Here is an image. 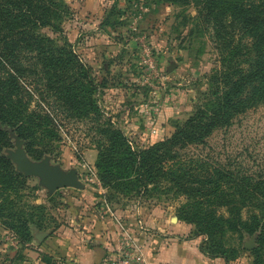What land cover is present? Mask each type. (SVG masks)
<instances>
[{"label": "trees", "instance_id": "16d2710c", "mask_svg": "<svg viewBox=\"0 0 264 264\" xmlns=\"http://www.w3.org/2000/svg\"><path fill=\"white\" fill-rule=\"evenodd\" d=\"M126 1L196 7L189 18L203 19L222 40L212 86L170 136L136 150L98 103L96 95L108 79L92 72L64 34L71 6L64 0H0V224L25 240L32 239L31 224L42 229L43 214L38 218L36 213L43 208L25 203L20 193L28 177L2 154L12 138L42 159L59 151L69 123H84L97 150L95 167L110 190L129 195L172 181L187 197L179 217L205 235L203 252L229 262L235 249L226 247L228 234L241 239L256 234V245L242 250L254 264H264V178L222 169L200 176L170 164L177 147L203 141L215 128L229 126L236 114L264 102V0ZM115 11L112 6L109 12ZM110 14L103 25L115 24Z\"/></svg>", "mask_w": 264, "mask_h": 264}, {"label": "rangeland", "instance_id": "374dc122", "mask_svg": "<svg viewBox=\"0 0 264 264\" xmlns=\"http://www.w3.org/2000/svg\"><path fill=\"white\" fill-rule=\"evenodd\" d=\"M64 1L72 8L71 16L62 25L67 40L99 79H108L107 87L96 95L104 116L111 118L136 150L170 136L175 123L194 112L204 92L212 86L215 70L220 68L222 40L212 26L201 18L197 22L189 18L196 15L193 5ZM112 6L120 12L110 14ZM108 13L109 21L115 24L103 25ZM87 133L84 123H69L61 133L59 151L47 155L52 165L65 171L76 170L80 188L49 193L39 177L30 176L20 190L25 203L43 208L36 213L38 218L43 214L39 220L42 229L31 224V232H49L53 236L61 229L73 228L74 235L84 232L89 238L93 235L92 238L108 240L112 234L108 237L107 233L112 231L119 241L126 228L147 247L165 233L180 241L192 240L200 254L210 259L222 258L203 252L200 246L206 247L205 235L194 223L179 217L178 209L187 197L179 192L176 183L164 180L156 186L149 184V192L129 195L110 190L95 167L97 150ZM12 143L2 152L7 158L18 149L14 137ZM175 151L170 164L200 176L222 169L263 179L264 102L236 114L229 126L215 128L203 141ZM27 155L32 161L40 160ZM245 213L248 214L246 210ZM33 238L25 240L17 231L0 224V264H60V258L52 256L49 260H38V256L36 260L30 250H38L39 240ZM255 245L256 234H245L241 239L237 233H229L226 247L235 249V253L227 264H254V258L242 247L249 250Z\"/></svg>", "mask_w": 264, "mask_h": 264}, {"label": "crops", "instance_id": "0c3cea01", "mask_svg": "<svg viewBox=\"0 0 264 264\" xmlns=\"http://www.w3.org/2000/svg\"><path fill=\"white\" fill-rule=\"evenodd\" d=\"M56 235L49 236V232L32 231L33 240H39L37 251L35 253L36 260L60 258V264H111L112 250L117 249V235L112 231V236L108 240H99L98 238H90L83 232L74 235L73 228L63 230ZM161 230H165L162 227ZM163 232V231H162ZM159 233V232H158ZM99 237V234L97 235ZM179 237L162 234L160 239L151 246L145 248V258L148 264H227L223 258L210 259L200 254L197 244L191 240L184 238L183 241L178 240ZM109 240H114L111 242ZM117 241V242H116ZM34 242L32 243V245ZM41 253V254H40ZM31 256V255H30ZM29 262V261H28Z\"/></svg>", "mask_w": 264, "mask_h": 264}, {"label": "water", "instance_id": "95a60500", "mask_svg": "<svg viewBox=\"0 0 264 264\" xmlns=\"http://www.w3.org/2000/svg\"><path fill=\"white\" fill-rule=\"evenodd\" d=\"M18 149L10 152L8 158L15 164L16 170L25 177L36 176L49 193L62 188H80L81 182L78 180L76 170L65 171L57 165H52L48 156L39 161H32L24 149V143L17 140Z\"/></svg>", "mask_w": 264, "mask_h": 264}, {"label": "built area", "instance_id": "2783aa9c", "mask_svg": "<svg viewBox=\"0 0 264 264\" xmlns=\"http://www.w3.org/2000/svg\"><path fill=\"white\" fill-rule=\"evenodd\" d=\"M107 205V204H106ZM123 228V227H122ZM123 236L118 241L116 253L110 259L111 264H148L145 258V245L126 228L122 230Z\"/></svg>", "mask_w": 264, "mask_h": 264}]
</instances>
